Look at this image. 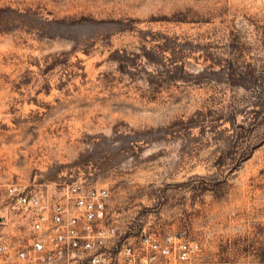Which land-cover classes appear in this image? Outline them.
<instances>
[{"label": "rangeland", "instance_id": "obj_1", "mask_svg": "<svg viewBox=\"0 0 264 264\" xmlns=\"http://www.w3.org/2000/svg\"><path fill=\"white\" fill-rule=\"evenodd\" d=\"M78 180L264 264V0H0V182Z\"/></svg>", "mask_w": 264, "mask_h": 264}, {"label": "built area", "instance_id": "obj_2", "mask_svg": "<svg viewBox=\"0 0 264 264\" xmlns=\"http://www.w3.org/2000/svg\"><path fill=\"white\" fill-rule=\"evenodd\" d=\"M107 186L0 182V264L192 263L182 233L130 232L110 210Z\"/></svg>", "mask_w": 264, "mask_h": 264}]
</instances>
